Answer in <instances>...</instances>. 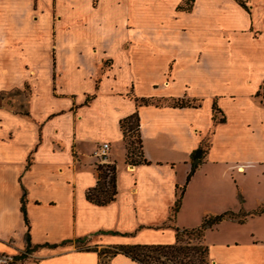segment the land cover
I'll return each mask as SVG.
<instances>
[{
    "label": "crops",
    "instance_id": "0c3cea01",
    "mask_svg": "<svg viewBox=\"0 0 264 264\" xmlns=\"http://www.w3.org/2000/svg\"><path fill=\"white\" fill-rule=\"evenodd\" d=\"M183 1L0 0V90L32 87L27 112L0 108V256L22 252L28 234L38 246L18 264H101L76 240L169 244L175 227L231 211L205 231L217 233L211 264H264V184L251 193L248 182L264 175V105L255 96L264 25L250 0L178 10ZM141 97L201 103L139 106ZM214 103L223 122L213 119ZM135 111L148 163L128 165L119 122ZM206 141L187 181L190 153ZM102 142L110 143L105 162L95 153ZM103 163L115 165L117 193L97 205L85 193ZM104 264L139 263L118 253Z\"/></svg>",
    "mask_w": 264,
    "mask_h": 264
},
{
    "label": "trees",
    "instance_id": "16d2710c",
    "mask_svg": "<svg viewBox=\"0 0 264 264\" xmlns=\"http://www.w3.org/2000/svg\"><path fill=\"white\" fill-rule=\"evenodd\" d=\"M194 0H184L183 3L177 6L178 10L189 11L191 9ZM241 6L246 8L245 0H236ZM187 3V5L185 4ZM255 96L260 98V101L264 105V84L260 87L259 91ZM162 99L158 98H148L141 97L135 98L137 105H149L154 104L156 106H161L156 102ZM168 100L169 106L173 107H186L192 106L197 107L200 103H196L195 99L189 98H164ZM216 112L221 114V110L214 103L212 105V115L213 119L218 122H223L224 117L221 116L217 119ZM120 128L123 134V141H125V162L128 165L146 164L147 159L144 157L142 149V139L139 129V116L138 112L135 111L132 114L122 118L119 122ZM136 133V141L138 143V151L135 147H132L134 141L126 142L127 136L131 138L133 133ZM209 143L203 142L198 147L193 149L190 153V171L187 174L186 180L188 181L193 175L199 164L204 159ZM98 169V181L94 187L86 190V199L97 205H105L115 199L117 189H116V168L114 164L103 163L97 166ZM183 188L180 190L178 197L171 208L170 218L177 211ZM264 210V206L260 211ZM21 211L23 213L24 221L28 225V219L26 216L25 209V191H23L21 196ZM234 213L231 211H226L217 215L205 216L202 219L200 225L191 228H179L175 227V242L169 244H119L107 247L98 248L96 245L88 246L86 248L78 247L82 244L80 239L76 240V247L80 250H91L97 252L99 256V261L101 264L106 263L112 256L116 254H123L130 259L136 261L139 264H211V259L209 256V247L204 242L205 231L211 228L213 225L217 224L226 217H232ZM183 235L192 236L195 240L194 243L185 242ZM27 245L25 249L17 255H14L10 260L3 264H16L20 263L30 257L32 251L38 245H31L29 241V235L26 236ZM54 246V245H51Z\"/></svg>",
    "mask_w": 264,
    "mask_h": 264
},
{
    "label": "rangeland",
    "instance_id": "374dc122",
    "mask_svg": "<svg viewBox=\"0 0 264 264\" xmlns=\"http://www.w3.org/2000/svg\"><path fill=\"white\" fill-rule=\"evenodd\" d=\"M187 5V3H185ZM249 6H253L252 9H249V11L252 13L254 21H256L259 24H263L264 25V0H250L247 3ZM261 49L264 50V45L261 46ZM219 53L224 55L222 52L221 48H218ZM223 63V62H222ZM243 68V66L241 65V69ZM239 69L241 72L239 73V76L242 77V70ZM240 77V78H241ZM230 80L233 79L234 77H229ZM181 80H189L188 77L185 76H181L180 77ZM192 85H194V92L198 91V93L203 92V93H207L206 89H200L195 83H191ZM227 88V87H226ZM220 90H225V88H222L221 86L219 87ZM32 96V87L30 84L25 83L23 86H21L20 88H11L9 90H0V108H4L6 110H9L11 112H15V113H20L23 114L25 112L28 111L29 109V103H30V99ZM159 105H168L169 101L168 100H160L158 102H156ZM196 103H201L199 100L196 101ZM216 117L220 118V113L216 112ZM130 141H134L132 144V147H135V150L138 151V143L136 141V133H133V136L131 138H129L127 136L126 138V142H130ZM124 142V146H125V141ZM264 171V169H263ZM248 182L250 183L249 185V191L251 193H255L258 192L260 193L259 189H258V184L257 182H260L261 184H264V175L259 174L258 176H254L252 178H250L248 180ZM247 182V183H248ZM264 189V186H262L261 190ZM217 235V233H210L207 237H204V242L208 244V241L211 240ZM183 239L185 242H190V243H194L195 240L192 239V236H187V235H183ZM88 246H91L89 243H83L81 245H79L78 247L81 248H86ZM9 259H5L4 257L0 256V264L6 263ZM18 264V262L16 263Z\"/></svg>",
    "mask_w": 264,
    "mask_h": 264
},
{
    "label": "built area",
    "instance_id": "2783aa9c",
    "mask_svg": "<svg viewBox=\"0 0 264 264\" xmlns=\"http://www.w3.org/2000/svg\"><path fill=\"white\" fill-rule=\"evenodd\" d=\"M109 151H110V143L109 142H102L98 149L96 150V156L100 158L102 162H105L107 158L109 157Z\"/></svg>",
    "mask_w": 264,
    "mask_h": 264
}]
</instances>
